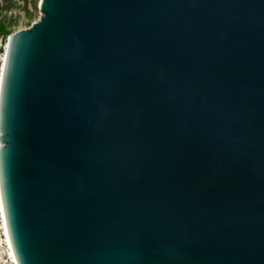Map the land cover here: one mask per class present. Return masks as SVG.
I'll use <instances>...</instances> for the list:
<instances>
[{
    "label": "water",
    "instance_id": "1",
    "mask_svg": "<svg viewBox=\"0 0 264 264\" xmlns=\"http://www.w3.org/2000/svg\"><path fill=\"white\" fill-rule=\"evenodd\" d=\"M0 77L12 264H264V0H40Z\"/></svg>",
    "mask_w": 264,
    "mask_h": 264
},
{
    "label": "rangeland",
    "instance_id": "2",
    "mask_svg": "<svg viewBox=\"0 0 264 264\" xmlns=\"http://www.w3.org/2000/svg\"><path fill=\"white\" fill-rule=\"evenodd\" d=\"M40 0H0V23L8 30L10 35L16 31L27 29L39 18ZM9 35L0 36V70L2 56L5 53ZM1 73V71H0ZM0 264H12L9 259L3 239L2 218L0 214Z\"/></svg>",
    "mask_w": 264,
    "mask_h": 264
},
{
    "label": "trees",
    "instance_id": "3",
    "mask_svg": "<svg viewBox=\"0 0 264 264\" xmlns=\"http://www.w3.org/2000/svg\"><path fill=\"white\" fill-rule=\"evenodd\" d=\"M1 14V13H0ZM11 31L8 30L2 23H0V36L10 35Z\"/></svg>",
    "mask_w": 264,
    "mask_h": 264
},
{
    "label": "bare ground",
    "instance_id": "4",
    "mask_svg": "<svg viewBox=\"0 0 264 264\" xmlns=\"http://www.w3.org/2000/svg\"><path fill=\"white\" fill-rule=\"evenodd\" d=\"M7 48H8V42H7V45L5 46V53L7 51ZM5 53H4V55L2 56V59H1L2 67H3ZM2 67H1V70H0L1 72H2ZM0 77H1V73H0ZM0 214H1V201H0ZM1 218H2V215H1Z\"/></svg>",
    "mask_w": 264,
    "mask_h": 264
}]
</instances>
